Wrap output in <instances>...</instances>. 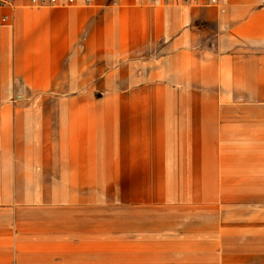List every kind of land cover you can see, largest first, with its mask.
<instances>
[{
	"label": "rangeland",
	"instance_id": "374dc122",
	"mask_svg": "<svg viewBox=\"0 0 264 264\" xmlns=\"http://www.w3.org/2000/svg\"><path fill=\"white\" fill-rule=\"evenodd\" d=\"M116 1L62 6H203ZM163 53L145 47L134 63L96 61L95 84L101 66L114 74L107 91L11 96L13 102L93 101L96 114L106 108L112 126L108 135L96 133L104 142L94 148L105 150L95 152L94 173L84 172L91 143L79 142L78 176L93 183L76 191L60 170L42 179L45 188L23 183L16 196L9 191L8 204H0V248L13 244L18 230H78L91 231L79 238L86 240L80 251L94 258L89 264H247L249 230L264 220V111L247 109L245 83L204 89L183 85L177 75L164 77ZM27 145L23 162L31 153ZM2 257L0 264H18L16 253L8 255L11 261Z\"/></svg>",
	"mask_w": 264,
	"mask_h": 264
},
{
	"label": "crops",
	"instance_id": "0c3cea01",
	"mask_svg": "<svg viewBox=\"0 0 264 264\" xmlns=\"http://www.w3.org/2000/svg\"><path fill=\"white\" fill-rule=\"evenodd\" d=\"M145 47L156 55L161 47L160 60L167 63L164 77L177 75L183 85L204 89L245 83L247 109L264 111V0L117 11L30 7L22 0L0 3V204H8L5 199L14 191L16 196L23 183L45 188V176H56L60 170L67 171L62 179L76 191L93 183L78 176L79 142L91 143L86 159V168L91 170L84 172L94 173L95 152L105 150L103 144L94 148L95 142H104L96 133L108 135L112 126L109 112L105 119L106 108L96 114L93 101L13 102L11 96L90 95L110 90L114 74H104L107 63H134ZM96 61L106 66L99 68L101 79L95 84ZM83 108L86 112L80 117ZM67 142L73 144L69 147ZM23 143L31 150L25 162L19 158ZM52 167L58 170L51 171ZM21 173L27 174L26 182L20 180ZM17 234L13 244L0 248L4 261H11L8 255L15 253L18 264H89L90 258L94 260L80 251L86 240L79 238L90 237L91 231L62 235L68 233L40 229L18 230ZM249 234L247 264H264V220L254 222Z\"/></svg>",
	"mask_w": 264,
	"mask_h": 264
},
{
	"label": "built area",
	"instance_id": "2783aa9c",
	"mask_svg": "<svg viewBox=\"0 0 264 264\" xmlns=\"http://www.w3.org/2000/svg\"><path fill=\"white\" fill-rule=\"evenodd\" d=\"M98 0H24V2L32 7H47L59 5H74L76 3L93 4ZM126 0H117V3ZM152 3H182V4H195V5H219L222 0H146Z\"/></svg>",
	"mask_w": 264,
	"mask_h": 264
}]
</instances>
